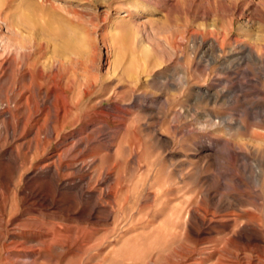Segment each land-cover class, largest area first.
<instances>
[{
    "label": "rangeland",
    "instance_id": "374dc122",
    "mask_svg": "<svg viewBox=\"0 0 264 264\" xmlns=\"http://www.w3.org/2000/svg\"><path fill=\"white\" fill-rule=\"evenodd\" d=\"M7 48L60 90L69 144L106 127L97 167L118 192L87 222L78 195L48 210L41 181L28 180L37 197L23 203L35 160L13 168L0 181V264H264L258 233L230 242L242 224L264 225V0H0V61ZM114 92L129 111L120 119L103 109ZM188 211L203 217L193 234Z\"/></svg>",
    "mask_w": 264,
    "mask_h": 264
},
{
    "label": "bare ground",
    "instance_id": "6f19581e",
    "mask_svg": "<svg viewBox=\"0 0 264 264\" xmlns=\"http://www.w3.org/2000/svg\"><path fill=\"white\" fill-rule=\"evenodd\" d=\"M166 6H168V3ZM207 41L208 40H205L202 34L197 37L194 36L193 40L195 44H197L198 46L202 45V47L206 44ZM209 42L213 46H218L220 44L217 37L211 38ZM238 45L240 49H244L245 52H247L249 55H253L254 52L251 50L250 46L243 43H240ZM5 51L6 55L4 59L0 61V90L7 91L5 92V95H2L0 92V107H3L2 111H0V181L7 180L10 176V171L13 168L16 169L21 167L24 169V167L28 165L29 160L33 159L35 161H31L30 163V168L33 170L31 175L29 176L25 175V173H21L22 175L20 177V182L21 184L23 183L25 187L21 188L19 186V188L17 187L18 189H16L17 194L21 197L19 198V200L21 199L23 203L35 198V196L37 197V190H34V188L30 187L27 184L30 182L41 181V183L43 182L44 185H46L48 190L47 192L45 191V194L43 196L44 203L48 204V210L57 208L56 197L57 195L64 193L79 196L87 212V218L85 219L87 220V222L90 221L89 219L93 216L94 212L99 209L98 206H96L95 201L101 203L106 200L108 205H111V208L113 210L115 207H117L115 206L113 208V205H115V198L118 192V188L116 189V187L112 185L113 172L110 169H107L106 171H100L97 167V163L101 161V159L98 158L100 155V151L111 150L108 145H104L100 141V136H98V134H101V132L105 130L106 127L94 132L96 136L92 139H80L75 143L69 144V138H66L64 132H66L65 130L68 125L69 120L67 121V116L70 110L68 109V107L66 108L61 105V101H63L62 99L64 98H62L61 94L59 93L60 90L58 91L55 86L47 88L48 85L46 83L48 81L45 83V87L43 75L36 76V73L34 74L33 71L25 63H16L17 55L25 56L23 49L7 48L5 49ZM146 55L147 57L149 56L148 53ZM230 70L231 68L228 69V71ZM12 74L16 77L13 78V80ZM131 94H133L131 98L135 102L134 107H136L137 109H145L146 111H148L146 107L141 103L143 96L137 95L135 93ZM111 96L112 97H110L108 100H115V105L103 107L105 113L118 119L123 118L124 115H127V112L129 111H125L126 109L124 110L125 106L122 104L121 100H119L118 93L114 92L111 94ZM36 97L38 98V100L37 102H35L34 109L29 114H21L20 112L25 109L24 107L30 104V102L33 101ZM64 104L66 103L64 102ZM12 118L17 119V123H12ZM118 119L114 120L118 121ZM42 121L43 123H41ZM90 128V126H86L84 129L87 131ZM61 138L63 139V141H60ZM70 138H74L73 135H71ZM113 141L111 139V142ZM208 144L213 146L216 143L213 141H209ZM201 149H205L206 152L207 150H210V148H205V146H202ZM229 150L233 153L234 160L238 162L239 157L242 156V154L234 149ZM205 157L212 159L213 155L206 154ZM27 168H25L26 170L23 172H26L28 170ZM14 177L16 178V176ZM28 180H30V182H28ZM27 189L31 190L30 193H27ZM2 207L4 208L5 205ZM38 209L39 208H37V210ZM201 210L205 215H209L208 213L210 211H208L207 209L205 210L201 208ZM53 215L55 219L61 218H59V215L55 213H53ZM211 215L214 217L213 214ZM202 218L197 211H188L187 228L191 234H193L194 231L197 230L196 225L199 223V221H202ZM248 220L250 219L248 218ZM256 224V227L258 226L259 229L257 231L253 224H242L239 231H237V233L233 235V238L230 242L232 244L238 243L249 246L253 242L257 241L259 236L262 243H264V225L257 222ZM257 233L258 236H256Z\"/></svg>",
    "mask_w": 264,
    "mask_h": 264
}]
</instances>
